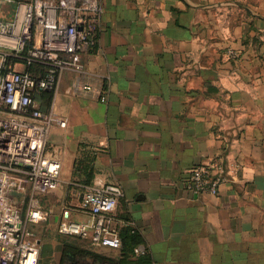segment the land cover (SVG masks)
<instances>
[{
    "label": "crops",
    "instance_id": "crops-1",
    "mask_svg": "<svg viewBox=\"0 0 264 264\" xmlns=\"http://www.w3.org/2000/svg\"><path fill=\"white\" fill-rule=\"evenodd\" d=\"M18 1L33 0H1L0 19ZM101 6L81 70L35 94L41 111L66 121L51 126L45 148L61 169L30 226L37 264H59V223L89 219L79 207L97 182L121 188L115 226L140 236L151 264H264V0ZM214 161L228 179L218 194L187 191L190 170Z\"/></svg>",
    "mask_w": 264,
    "mask_h": 264
},
{
    "label": "built area",
    "instance_id": "built-area-1",
    "mask_svg": "<svg viewBox=\"0 0 264 264\" xmlns=\"http://www.w3.org/2000/svg\"><path fill=\"white\" fill-rule=\"evenodd\" d=\"M101 1L33 0L29 5L18 1L13 18L0 19V264H37L38 246L30 226L41 221L40 197L57 188L61 169L60 161L46 155L45 148L51 126L64 128L66 121L41 111L35 94L50 89L64 70H81L80 54L95 43ZM226 55L237 58L230 49ZM19 59L26 66L21 71L12 62ZM34 65L45 75L33 73ZM227 180L219 161L201 163L190 170L185 188L217 195ZM120 196L118 185L97 182L84 193L79 207L89 219L83 223L63 219L58 232L86 241L93 250L119 249L114 211ZM139 252L137 247L135 253Z\"/></svg>",
    "mask_w": 264,
    "mask_h": 264
},
{
    "label": "trees",
    "instance_id": "trees-1",
    "mask_svg": "<svg viewBox=\"0 0 264 264\" xmlns=\"http://www.w3.org/2000/svg\"><path fill=\"white\" fill-rule=\"evenodd\" d=\"M37 75L44 76L45 70L42 67L38 68ZM67 237L76 240L78 243L68 244L67 242L62 241V263L66 261L79 262L84 261L88 257H92L97 261L110 262L111 264H151L147 255H139L135 253V249L142 244V239L130 228H122L119 231L121 245L117 258H105L96 253V251L93 250L84 240L75 236ZM84 245H87L88 247L86 248Z\"/></svg>",
    "mask_w": 264,
    "mask_h": 264
},
{
    "label": "rangeland",
    "instance_id": "rangeland-1",
    "mask_svg": "<svg viewBox=\"0 0 264 264\" xmlns=\"http://www.w3.org/2000/svg\"><path fill=\"white\" fill-rule=\"evenodd\" d=\"M60 242L62 243L63 242H67L68 244H76V240H73L71 238H68L67 236L65 235H61L60 234ZM78 243V242H77ZM98 253V252H96ZM102 256H104L105 258H112V256L109 254V253H98ZM80 263H83V264H111L110 262H101V261H97L95 259H93L92 257H88L87 259H85L84 261H79ZM59 264H62V258L59 262Z\"/></svg>",
    "mask_w": 264,
    "mask_h": 264
},
{
    "label": "water",
    "instance_id": "water-1",
    "mask_svg": "<svg viewBox=\"0 0 264 264\" xmlns=\"http://www.w3.org/2000/svg\"><path fill=\"white\" fill-rule=\"evenodd\" d=\"M12 195L17 196L18 194L17 193H12Z\"/></svg>",
    "mask_w": 264,
    "mask_h": 264
}]
</instances>
